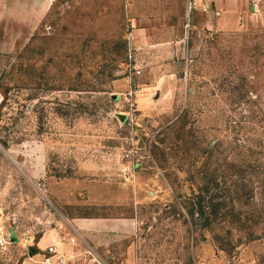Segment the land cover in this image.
I'll list each match as a JSON object with an SVG mask.
<instances>
[{
  "label": "rangeland",
  "instance_id": "1",
  "mask_svg": "<svg viewBox=\"0 0 264 264\" xmlns=\"http://www.w3.org/2000/svg\"><path fill=\"white\" fill-rule=\"evenodd\" d=\"M190 1L53 0L31 36L3 5L0 264L98 218L117 230L109 264H264V24L208 31ZM212 179L237 186L251 229L189 213ZM228 231L231 255L216 241Z\"/></svg>",
  "mask_w": 264,
  "mask_h": 264
},
{
  "label": "crops",
  "instance_id": "2",
  "mask_svg": "<svg viewBox=\"0 0 264 264\" xmlns=\"http://www.w3.org/2000/svg\"><path fill=\"white\" fill-rule=\"evenodd\" d=\"M131 2L127 0L126 4L131 5ZM4 4L10 30L19 29V25L24 23L31 36L46 18L53 0H0V22L4 18ZM263 4L259 3V8ZM189 8V17L192 14L203 15V26L208 31L233 32L264 24V12L254 7V11L249 13L245 0H192ZM233 11L237 12L235 20ZM188 26L190 29L195 26L193 19L190 18ZM184 41L183 38L175 41V57L184 58L188 54L182 52ZM3 101L4 94L0 89V107ZM112 226L109 220L99 218L60 224L46 232L33 248L27 247L29 257L22 264H41L43 253L49 246L56 247V264H109L104 260V254L109 252L112 244L106 236L117 231ZM109 258L111 262L116 260L115 254H109Z\"/></svg>",
  "mask_w": 264,
  "mask_h": 264
},
{
  "label": "trees",
  "instance_id": "3",
  "mask_svg": "<svg viewBox=\"0 0 264 264\" xmlns=\"http://www.w3.org/2000/svg\"><path fill=\"white\" fill-rule=\"evenodd\" d=\"M228 182H219L212 179L209 182H204L203 185L198 189V193H194L190 199L189 210L192 216L199 217L200 221H204V227H209L217 221L228 222L232 225L237 226L238 231H247L251 229L247 223L250 218L244 216L242 210L237 209L231 203L233 202V194L235 193L237 186L227 185ZM225 191V193H224ZM228 199V200H227ZM264 212L258 214V219H262ZM227 241L221 237L217 238L218 247L231 255L235 249L232 242V233L228 231ZM257 236L254 233L248 232L246 234V240L255 241ZM239 243L242 245L241 240Z\"/></svg>",
  "mask_w": 264,
  "mask_h": 264
},
{
  "label": "built area",
  "instance_id": "4",
  "mask_svg": "<svg viewBox=\"0 0 264 264\" xmlns=\"http://www.w3.org/2000/svg\"><path fill=\"white\" fill-rule=\"evenodd\" d=\"M7 243V240L5 238H0V245L5 246ZM56 247L49 246L46 248L45 252L43 253V259L41 264H56L55 262V256H56Z\"/></svg>",
  "mask_w": 264,
  "mask_h": 264
},
{
  "label": "water",
  "instance_id": "5",
  "mask_svg": "<svg viewBox=\"0 0 264 264\" xmlns=\"http://www.w3.org/2000/svg\"><path fill=\"white\" fill-rule=\"evenodd\" d=\"M12 242H17V238H16L15 234H13V236H12Z\"/></svg>",
  "mask_w": 264,
  "mask_h": 264
}]
</instances>
